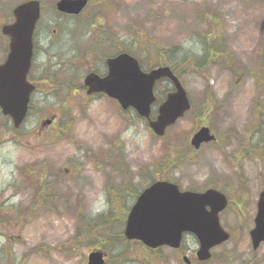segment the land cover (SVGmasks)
I'll list each match as a JSON object with an SVG mask.
<instances>
[{"label":"rangeland","instance_id":"374dc122","mask_svg":"<svg viewBox=\"0 0 264 264\" xmlns=\"http://www.w3.org/2000/svg\"><path fill=\"white\" fill-rule=\"evenodd\" d=\"M20 1L0 0V62L1 27ZM56 1L41 0L26 120L15 129L0 111V264H87L96 249L106 264H171L168 246L123 234L146 185L215 187L230 201L264 188V0H90L78 16ZM122 48L145 69L173 61L180 72L192 109L164 136L133 108L86 93L85 75L106 72L105 58ZM171 89L162 80L155 92ZM203 125L217 140L195 150ZM232 217L228 207L229 227ZM236 240L245 249L249 237L235 229Z\"/></svg>","mask_w":264,"mask_h":264},{"label":"water","instance_id":"95a60500","mask_svg":"<svg viewBox=\"0 0 264 264\" xmlns=\"http://www.w3.org/2000/svg\"><path fill=\"white\" fill-rule=\"evenodd\" d=\"M87 0H59V10L79 13ZM15 21L3 26L10 36L7 59L0 64V106L5 114L13 117L19 127L26 116L30 94L34 85L28 81L33 56V32L40 16V2L28 0L14 8ZM108 74L100 76L90 72L85 77L87 92H105L118 99L123 108L134 107L149 120L151 128L163 135L168 126L190 110L191 102L179 77L170 66L142 70L137 58L121 52L107 59ZM166 77L174 84V91L160 103L155 119L151 118L152 104L156 101L154 86ZM50 122V120H48ZM215 139L208 126L201 127L191 143L199 148L204 142ZM210 210H207V206ZM227 205L226 196L216 189L205 192L181 191L177 184L157 180L147 186L132 206L125 226V236L139 239L146 245L158 247L163 244L179 246L182 233L193 231L200 240L201 251L227 239L229 234L219 223L218 213ZM264 218V192L261 194L259 220ZM102 251H92L88 264H104Z\"/></svg>","mask_w":264,"mask_h":264},{"label":"flooded vegetation","instance_id":"af4514ba","mask_svg":"<svg viewBox=\"0 0 264 264\" xmlns=\"http://www.w3.org/2000/svg\"><path fill=\"white\" fill-rule=\"evenodd\" d=\"M261 190L259 189V194ZM259 194L257 198L246 197L232 200L230 207L233 213L232 219L235 221L233 227H229L222 218V214L227 208L220 213L221 224L230 232L231 239L212 247L208 259H201L198 253L199 241L197 237L193 233L186 232L182 246L172 249L173 261L171 264H178V262L180 264H264V239L255 245L252 236V231L256 227ZM235 229L239 233L248 235L249 240L245 249L240 247L241 240L234 241ZM258 232V237H264V229ZM228 242H231L230 246H226Z\"/></svg>","mask_w":264,"mask_h":264},{"label":"trees","instance_id":"16d2710c","mask_svg":"<svg viewBox=\"0 0 264 264\" xmlns=\"http://www.w3.org/2000/svg\"><path fill=\"white\" fill-rule=\"evenodd\" d=\"M104 1V0H103ZM103 3V2H102ZM106 4H109V2H107ZM105 4V5H106ZM105 9H107V7H105ZM148 49H149V47H148ZM170 64L174 67V69H175V71L177 72V73H180L179 72V70H178V68L175 66V63L172 61V62H170Z\"/></svg>","mask_w":264,"mask_h":264}]
</instances>
